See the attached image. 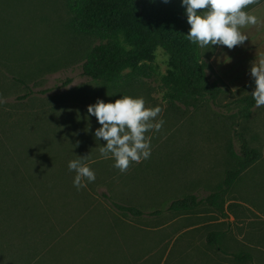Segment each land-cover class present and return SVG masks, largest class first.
I'll return each instance as SVG.
<instances>
[{
  "label": "rangeland",
  "instance_id": "rangeland-1",
  "mask_svg": "<svg viewBox=\"0 0 264 264\" xmlns=\"http://www.w3.org/2000/svg\"><path fill=\"white\" fill-rule=\"evenodd\" d=\"M249 12L258 23L240 28L249 38L242 46L200 48L224 93L187 105L166 98L162 50L147 64L150 78L108 87L83 76L101 39L74 29L67 0H0V264H264V106L249 118L240 113L255 89L251 62L264 53V1ZM125 95L160 107L165 123L145 134L150 158L122 174L101 158L102 126L87 109ZM240 135L260 159L234 184L227 216L206 207L169 212L184 196L205 198L222 186ZM77 156H88L96 175L80 190L68 169ZM104 194L145 216L116 213ZM211 232L223 234L220 251L207 244ZM242 253L252 260L231 256Z\"/></svg>",
  "mask_w": 264,
  "mask_h": 264
},
{
  "label": "trees",
  "instance_id": "trees-1",
  "mask_svg": "<svg viewBox=\"0 0 264 264\" xmlns=\"http://www.w3.org/2000/svg\"><path fill=\"white\" fill-rule=\"evenodd\" d=\"M263 1L257 0L245 11ZM67 7L77 32L101 39L86 57L82 66L84 77L112 88L131 80L150 78L154 69L147 64L154 63L157 52L162 50L168 58L167 74L161 80L167 99L188 105L193 101L216 102L224 93L223 87L212 80L199 45L186 38L190 25L180 0L168 3L164 0H67ZM17 82L26 85L24 81ZM241 103V115L249 118L255 108L254 99L248 96ZM239 143L235 166L226 171L218 190L205 198L194 194L184 196L172 203L169 212H192L206 207L226 217L227 197L234 184L260 159L259 151L242 135ZM102 197L120 215L145 216L136 206L120 204L105 194ZM160 213L156 211L154 216ZM222 236L220 232H211L207 244L220 251ZM231 256L239 263L252 260L246 253Z\"/></svg>",
  "mask_w": 264,
  "mask_h": 264
},
{
  "label": "clouds",
  "instance_id": "clouds-1",
  "mask_svg": "<svg viewBox=\"0 0 264 264\" xmlns=\"http://www.w3.org/2000/svg\"><path fill=\"white\" fill-rule=\"evenodd\" d=\"M169 0H164L168 3ZM257 0H182L186 8L187 22L190 25L186 38L200 48L226 46L229 50L242 46L249 38L240 28L256 25L258 18L245 9ZM203 10V11H200ZM250 75L255 82V89L250 93L255 107L264 106V53L257 52L251 62ZM236 91V89H233ZM143 97L123 96L115 103H105L98 99L88 106V114L95 116L102 126L95 131V138L106 141V146L99 147L101 158L115 160L114 167L123 174L130 163H140L151 156L150 137L146 133L159 132L165 123L157 119L160 107L146 108ZM78 146V145H77ZM88 156L70 160L69 171L76 173L73 185L80 190L93 183L96 175L84 162Z\"/></svg>",
  "mask_w": 264,
  "mask_h": 264
}]
</instances>
